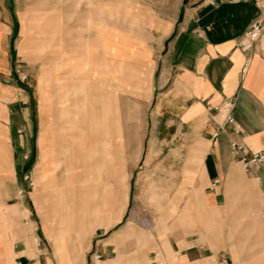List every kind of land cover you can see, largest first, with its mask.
Segmentation results:
<instances>
[{
  "label": "crops",
  "instance_id": "1",
  "mask_svg": "<svg viewBox=\"0 0 264 264\" xmlns=\"http://www.w3.org/2000/svg\"><path fill=\"white\" fill-rule=\"evenodd\" d=\"M22 2L0 0V264H54L23 194V135L17 131L26 121L31 94L27 82L19 81L14 72V64L23 61ZM64 4L68 10L70 0ZM259 17L252 0H98V58L150 60L147 89L154 99L150 129L146 125L138 136L147 139L141 151L144 185H152L147 183L149 178L163 172L159 178L168 180L169 186L192 188L195 195L186 198L178 223L198 217L190 210L193 202L222 212L224 228L229 229L226 234L232 233V220L244 217L246 222L257 213L262 243L264 163L245 170L243 153L232 149L236 143L248 154H264V39L248 50L239 45L250 22ZM70 22L64 24L62 42H90L86 35L65 34L70 32ZM76 48L68 46L61 53L72 57ZM105 51L110 54L104 55ZM223 99L232 100L233 124L215 109ZM173 141L179 145L171 146ZM53 150L49 144L45 151ZM243 180L254 186L249 201L244 200ZM173 197L168 199L170 214L176 210ZM11 213L17 220L12 230L7 220ZM176 225L172 222L163 243L151 242L137 251L129 239L130 227L107 237L103 232L82 264H216L222 254L230 258L211 250L194 229L181 238ZM74 231L67 246L53 238L65 264H75L84 225L76 224ZM262 247L254 264H264Z\"/></svg>",
  "mask_w": 264,
  "mask_h": 264
},
{
  "label": "rangeland",
  "instance_id": "2",
  "mask_svg": "<svg viewBox=\"0 0 264 264\" xmlns=\"http://www.w3.org/2000/svg\"><path fill=\"white\" fill-rule=\"evenodd\" d=\"M70 4L66 10L64 0L49 5L46 0H23L19 9L24 47L23 61L16 64L27 77L18 80L27 82L31 94L26 121L17 131L23 135V194L53 263L65 264L53 238L67 246L78 223L85 231L75 264H82L103 232L107 237L130 227L129 239L137 251L151 242L163 243L172 222L181 238L194 229L211 250L228 254L234 264L260 260L264 234L261 243L257 213L246 222L244 217L232 220V233L226 234L222 212L193 202L190 210L198 217L178 223L186 198L195 195L192 188L169 186L168 180L159 178L163 172L149 178L152 185H144L141 151L147 139L138 136L146 125L150 129L154 101L147 89L150 60L98 58V0H70ZM68 20L70 32L65 34L86 35L90 42L64 44ZM68 46L77 48L71 50L72 57L65 53L64 58L61 51ZM49 144L54 150L46 152ZM242 185L244 200H251L253 184L243 180ZM170 196H175L173 214ZM7 220L11 230L17 226L15 213Z\"/></svg>",
  "mask_w": 264,
  "mask_h": 264
},
{
  "label": "built area",
  "instance_id": "3",
  "mask_svg": "<svg viewBox=\"0 0 264 264\" xmlns=\"http://www.w3.org/2000/svg\"><path fill=\"white\" fill-rule=\"evenodd\" d=\"M210 3H214L216 1H232V0H206ZM254 5L258 8L260 12V17L257 19H254L250 22L249 26L245 30L243 36L241 37L239 41V45L242 49L248 50L250 49L254 42H256L259 39H264V0H252ZM14 70L16 73L17 79L23 81L26 79L27 75L21 70V65L15 64ZM233 103L230 99H223L220 104L215 108L217 112H221L223 114V118L226 122L233 124L234 120L231 115V109H232ZM232 149L236 151H241L242 157V167L245 170H248L252 165H260L264 163V154L263 153H253L248 154V152L244 149V147L240 144L232 143ZM263 195H264V188H263ZM99 257V255H98ZM216 264H232L231 259L222 254L220 255L217 260Z\"/></svg>",
  "mask_w": 264,
  "mask_h": 264
}]
</instances>
